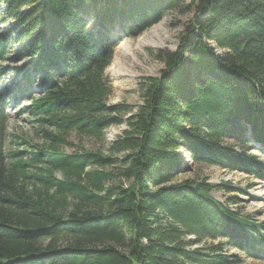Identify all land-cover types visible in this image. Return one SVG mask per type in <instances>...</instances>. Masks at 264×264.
Segmentation results:
<instances>
[{
    "label": "trees",
    "instance_id": "16d2710c",
    "mask_svg": "<svg viewBox=\"0 0 264 264\" xmlns=\"http://www.w3.org/2000/svg\"><path fill=\"white\" fill-rule=\"evenodd\" d=\"M167 13L191 16L176 49L157 51L141 104L108 105L112 32L136 37ZM22 61L20 84L2 94L29 103L44 142L7 152L0 98V264H238L226 247L264 256V223L211 197L231 187L175 182L182 153L264 180L251 153L264 151V0H0V80ZM120 125L107 155L61 150L71 132L102 138Z\"/></svg>",
    "mask_w": 264,
    "mask_h": 264
},
{
    "label": "rangeland",
    "instance_id": "374dc122",
    "mask_svg": "<svg viewBox=\"0 0 264 264\" xmlns=\"http://www.w3.org/2000/svg\"><path fill=\"white\" fill-rule=\"evenodd\" d=\"M190 16V13H167L163 16L160 22L143 31L136 37L125 36L124 38L120 36L121 33H124L123 29H121V31L114 29L112 32V35L114 36H111L110 38H113V41L118 42V44L113 49L112 59L117 48L121 44L129 43L131 46H135L139 37L148 35V32L156 26H159L160 30H157L158 35L166 36L167 41H165L163 48L156 49L144 45L141 51H136L138 62L134 65V70L139 75L138 78L135 79L134 84L127 89H116L114 85L115 82L111 79L108 71L109 66L106 68L104 71V78L110 87V93L106 99L108 105L125 104L133 109V111L137 109L138 105L141 104L139 96L140 81L148 77H157L162 69L161 62L156 58L157 51H174L178 44V39L184 30V26L189 21ZM116 32L119 35H115ZM152 38L154 39V37ZM154 40H157V38ZM24 66H27L25 61L15 65L14 70L11 73H7L0 80V98L5 102V150L7 152L13 151L14 149L20 151L27 150L25 145L38 148L44 142L38 123L28 113L29 103L23 102L18 94L15 95V92L12 94H7L6 92L4 93L5 95L2 94V87L5 84L13 83V85L16 86L20 84V76L18 74ZM31 89L35 94L39 93V89L35 84ZM14 97L20 98L21 101H16ZM125 129V125L111 126L105 131L102 138H94L89 135H78L71 132L65 137L70 146L65 145L61 150L66 154L84 150L86 152H100L103 155H107L109 144L113 142L116 137L120 136ZM53 131L55 132V130ZM225 144H231V142L229 143V141H225ZM252 149L251 153L259 156L264 165V151L255 150L257 149L256 147ZM182 157L184 160L183 162L186 163H184L186 165L185 172L178 175L175 182L188 180L195 183L206 181V183L214 186L226 184L232 188L231 192H226L224 189H217L211 192V197L220 204L228 206L233 212L248 215L252 217L256 223H264V180H258L252 176H247L239 172H228L227 170H222L217 167L193 164L186 153H182ZM107 170L112 173L114 168H109ZM55 176L58 179L61 178L58 173H56ZM232 198H236L237 203L235 205L230 201ZM225 254L237 256L238 264H264V256L255 258L252 254L246 255L240 250L234 248L226 247Z\"/></svg>",
    "mask_w": 264,
    "mask_h": 264
},
{
    "label": "bare ground",
    "instance_id": "6f19581e",
    "mask_svg": "<svg viewBox=\"0 0 264 264\" xmlns=\"http://www.w3.org/2000/svg\"><path fill=\"white\" fill-rule=\"evenodd\" d=\"M117 29V28H116ZM159 26L149 31L148 35H143L138 38L136 45L131 46L129 43L121 44L108 67L109 74L113 80L116 89H127L134 84L138 78V73L134 70V65L138 62L136 51H141L144 45L154 47L156 49L163 48L166 36L158 35ZM151 36V37H150ZM157 38V40H154ZM133 44V43H132ZM212 45V44H211ZM215 47V45H212Z\"/></svg>",
    "mask_w": 264,
    "mask_h": 264
},
{
    "label": "water",
    "instance_id": "95a60500",
    "mask_svg": "<svg viewBox=\"0 0 264 264\" xmlns=\"http://www.w3.org/2000/svg\"><path fill=\"white\" fill-rule=\"evenodd\" d=\"M115 35H119V34L116 33ZM120 36H122V37L125 38V34H124V33H121ZM110 40L113 42V38H111ZM175 49H176V47H175ZM175 49H174V50H175Z\"/></svg>",
    "mask_w": 264,
    "mask_h": 264
}]
</instances>
